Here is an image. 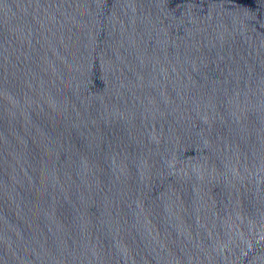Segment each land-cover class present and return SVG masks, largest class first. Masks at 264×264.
<instances>
[{"label": "water", "instance_id": "obj_1", "mask_svg": "<svg viewBox=\"0 0 264 264\" xmlns=\"http://www.w3.org/2000/svg\"><path fill=\"white\" fill-rule=\"evenodd\" d=\"M0 264H264V0H0Z\"/></svg>", "mask_w": 264, "mask_h": 264}]
</instances>
